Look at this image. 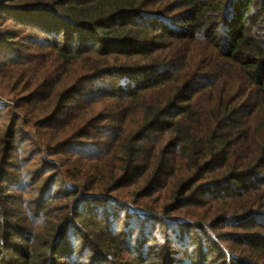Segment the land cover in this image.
<instances>
[{
	"label": "trees",
	"instance_id": "obj_1",
	"mask_svg": "<svg viewBox=\"0 0 264 264\" xmlns=\"http://www.w3.org/2000/svg\"><path fill=\"white\" fill-rule=\"evenodd\" d=\"M0 19V264H264V0Z\"/></svg>",
	"mask_w": 264,
	"mask_h": 264
},
{
	"label": "rangeland",
	"instance_id": "obj_2",
	"mask_svg": "<svg viewBox=\"0 0 264 264\" xmlns=\"http://www.w3.org/2000/svg\"><path fill=\"white\" fill-rule=\"evenodd\" d=\"M2 0H0L1 2ZM2 18V17H1ZM16 25L12 20H3L0 19V32H11L12 30H15ZM15 89L11 88L10 91H5L4 89H0V109L5 110L4 114H7L9 112V108L13 107L16 102L21 99V95H23V93L19 94L17 92L14 91ZM58 185L60 186L61 183H58ZM31 194L27 195L26 198H30ZM136 223V222H135ZM161 229H159L158 231L160 232ZM195 231H193L194 233ZM161 233V232H160ZM158 234V233H157ZM193 239V238H191ZM176 244L177 241L175 242ZM204 244V243H203ZM175 250V249H173Z\"/></svg>",
	"mask_w": 264,
	"mask_h": 264
}]
</instances>
